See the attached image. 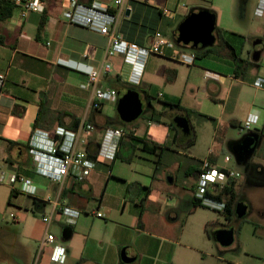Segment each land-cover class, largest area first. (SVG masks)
I'll use <instances>...</instances> for the list:
<instances>
[{
	"label": "crops",
	"instance_id": "0c3cea01",
	"mask_svg": "<svg viewBox=\"0 0 264 264\" xmlns=\"http://www.w3.org/2000/svg\"><path fill=\"white\" fill-rule=\"evenodd\" d=\"M40 1L43 7L38 13L20 19L15 9L7 22L0 23V72L5 76L0 88V163L36 188L30 197L0 185V264H34L48 234L55 241L43 246L37 264H58L51 261L53 246L64 249L62 264H126L122 256L135 257L129 264H179L182 250L189 248L181 244L183 229L178 221L181 214L201 208L194 206L201 162L207 159L215 169L235 171L231 160H224L223 147L232 142L225 136L229 126L240 130L249 116L258 118L254 132L259 134V144L264 140V87L253 85L264 78V59L252 61L253 49L264 46V15H255L258 0H124L116 11L112 0H77L84 6L94 4L114 12L115 34L141 48L149 46L156 32L174 42L177 27L190 13L208 11L239 58L257 64L255 68L234 63L221 46L196 58L192 66L154 55L133 66L122 56L105 59V37L63 19L70 0ZM163 10L174 15L169 18ZM105 62L111 68L109 73L102 72L99 86L115 90L118 99L127 90H136L147 111L143 119L140 116L126 127L117 126V102L92 110V93L85 88L82 71L101 70ZM177 102L180 111L165 106ZM197 115L213 123V130L210 127L207 134L197 131L190 119ZM176 116L187 119L189 135L175 127L172 120ZM75 123L94 127L85 144L90 150L106 129L123 128L134 135L124 137L115 160L99 163L83 183L68 180L57 186L36 176L27 153L33 131L75 130ZM190 136L194 143L187 147ZM203 140L206 154L192 156L182 172L183 179H189V196L184 190L183 195L167 191L165 186L173 178L167 181L160 174L164 153L179 156V149L194 151ZM137 150L156 157L153 165L131 161ZM117 160L125 164L119 165ZM238 182H228L224 189L234 185L236 192ZM20 197L30 201L23 202V207L15 204ZM56 199L60 206L53 210L51 202ZM220 200L227 203L226 196ZM64 205L80 213L74 222L60 214ZM96 213L102 217L97 218ZM42 216L51 217L49 225L42 222ZM58 228L61 234L66 228L71 230L67 241L57 238ZM221 228L206 222L203 232L211 241L212 233Z\"/></svg>",
	"mask_w": 264,
	"mask_h": 264
},
{
	"label": "built area",
	"instance_id": "2783aa9c",
	"mask_svg": "<svg viewBox=\"0 0 264 264\" xmlns=\"http://www.w3.org/2000/svg\"><path fill=\"white\" fill-rule=\"evenodd\" d=\"M114 10H119L124 0H112ZM19 18L24 19L28 13H38L43 7L40 0H14ZM163 15L172 17L173 12L163 10ZM255 15H264V0H258ZM63 19L71 26L84 28L91 32L105 37L108 41L105 50V59L122 56L125 62L132 66L144 63L146 58L151 55L158 57H168L172 61L192 66L196 61L194 52H183L175 42L167 39L161 33L156 32L147 48H141L134 43H128L115 34L116 15L111 10L97 5L84 6L77 0H70L68 9L63 13ZM264 59V51L261 53ZM111 66L105 62L101 70L87 69L82 71L86 76L85 88L92 93V110H99L106 103H115L118 94L113 89L101 88L100 78L103 73H109ZM5 80L4 74L0 72V88ZM131 81H134L131 79ZM137 83V81H136ZM253 85L261 89L264 87V78H258ZM258 118L249 116L242 124L241 132H252L256 129ZM94 131L90 124L82 123L75 130H67L57 127L52 133L42 130H34L28 143L27 153L30 156L34 174L42 179L49 181L57 186L64 185L68 180L73 183H83L93 173L97 165L102 162L111 163L115 160L120 141L126 136L134 133L120 129L104 130L99 143L93 149H86L85 144ZM89 154L94 159L89 158ZM212 154V151H209ZM225 162L230 161L229 156L224 157ZM239 178L238 173L229 169H215L210 162L205 159L200 164L197 178V188L194 199L200 206L210 208L212 211L223 212L226 208L224 200H216L228 182H233ZM0 185H6L15 192L33 197L36 188L26 177L4 168L0 163ZM48 202H51L48 200ZM53 210L60 206L59 200L51 202ZM55 212V211H54ZM60 214L70 222H74L80 213L67 206H62ZM97 218L102 215L96 213ZM41 220L45 224H50V216H42ZM55 238L47 235L46 239L40 244L34 264H37L38 257L44 245H52ZM51 261L62 264L65 261L64 249L60 246H53Z\"/></svg>",
	"mask_w": 264,
	"mask_h": 264
},
{
	"label": "rangeland",
	"instance_id": "374dc122",
	"mask_svg": "<svg viewBox=\"0 0 264 264\" xmlns=\"http://www.w3.org/2000/svg\"><path fill=\"white\" fill-rule=\"evenodd\" d=\"M259 21L256 20L255 22ZM178 48L186 53L193 52L189 49ZM218 49V44H216L214 50ZM261 63L264 66V61ZM143 109L144 113L139 120L143 119L147 112L145 106ZM190 119L192 126L199 132L202 130L203 133L207 134L210 127L211 130H213V123L203 120V118L198 115ZM247 134H250V132H240L238 128L232 129L229 126L226 136H224L227 140L237 142ZM206 150L207 147L203 140L194 151L187 147H183L179 149V156L166 152L164 153L160 174L165 180L167 179V181L173 178V183L165 186L167 191L179 195H183L185 191V196H189V191L187 190L189 189V179H183V169L187 165L189 159H192V156H204ZM223 150L226 155L230 157L231 166L239 175L238 184H240V187L237 188V196L249 202L252 213H249L241 220H236L235 218L226 220L224 213L214 212L210 208L201 206V208H198L194 213L181 214L178 221V227L182 225L183 229L181 244L182 246H187L189 250H182L183 256L179 258V264H264V217H261L259 213L256 212L264 210V183L257 186H252L250 184V169L256 164H260L264 168V140H262L254 154L250 156L243 165L236 164L234 157L227 150V147H223ZM131 159V161L136 164L148 165V161H150L151 165H153L152 160L155 161L156 157L137 150ZM116 163L119 165L122 163L125 164L122 160H117ZM222 163L223 154L220 156V165H223ZM178 165H180V169H178L179 167L177 168ZM25 201L30 200L20 197L15 204L23 207V202ZM22 212L26 211L22 210ZM28 213H32V210ZM206 222H210V225L219 226L220 228H234V242L229 250L222 248L221 251L220 248L215 245L213 238L211 240L212 242L207 239L206 234L203 232ZM60 236L61 231L58 228L57 238L60 239Z\"/></svg>",
	"mask_w": 264,
	"mask_h": 264
},
{
	"label": "water",
	"instance_id": "95a60500",
	"mask_svg": "<svg viewBox=\"0 0 264 264\" xmlns=\"http://www.w3.org/2000/svg\"><path fill=\"white\" fill-rule=\"evenodd\" d=\"M215 18L208 11H199L190 13L177 27L174 42L176 46L192 51L212 48L216 42L214 34ZM264 46L255 47L252 53V61L258 62ZM116 114L123 124H131L136 121L143 113L142 102L139 93L134 89H129L121 96L116 103ZM173 124L181 131L183 135L190 134L189 124L186 118L176 116L173 118ZM259 134L250 132L243 136L237 142L228 144L227 149L232 154L237 165H243L246 160L254 154L259 145ZM246 206L242 203L237 205L236 216L241 219L245 216ZM71 230L66 228L62 231L61 239L67 241L70 238ZM215 243L221 247H228L234 241V232L232 229H219L212 233ZM135 260V257L122 256V261L129 264Z\"/></svg>",
	"mask_w": 264,
	"mask_h": 264
},
{
	"label": "trees",
	"instance_id": "16d2710c",
	"mask_svg": "<svg viewBox=\"0 0 264 264\" xmlns=\"http://www.w3.org/2000/svg\"><path fill=\"white\" fill-rule=\"evenodd\" d=\"M16 7L14 4V0H0V23H5L7 22L12 16L13 13L15 11ZM214 34L216 36V43L218 44V46H221L224 50L227 51L228 56L231 60H233L234 63L239 62L245 65V67H249V68H255L257 67V64H253V63H248L246 61H243L239 58V56L235 53V50L233 49V47L231 46V44L229 43V41H227L224 38V34L225 31L215 27L214 28ZM231 36L237 37V38H241L243 39V37L236 35L234 33H229ZM174 40V39H173ZM3 43V37L0 34V44ZM214 48H207L204 50H199V51H194L195 52V56L196 58H204L205 56L209 55L212 51H214ZM132 89V88H131ZM165 106L171 110H178L180 111L181 109L179 108V104L178 102L176 104H169V103H165ZM185 114H188L189 112L184 111ZM118 120V119H116ZM117 122V126H123L126 127L127 125L122 124L119 120L116 121ZM75 128L77 127V123H75ZM169 127L174 129V125L172 123L169 124ZM187 142V147L192 146V144L194 143V138L193 136H190L188 139H186ZM145 145H143V150H145ZM151 152L154 154L155 149L152 148ZM89 158L94 159V156H92L91 154H89ZM222 196H226L227 197V203H226V210H225V219L229 220L230 218H232L234 216L235 213L234 212V203L236 201V193H235V189H234V185H231L230 187H226L223 192L218 195L217 197H215L217 200H220ZM200 206L199 203L194 200V206Z\"/></svg>",
	"mask_w": 264,
	"mask_h": 264
},
{
	"label": "flooded vegetation",
	"instance_id": "af4514ba",
	"mask_svg": "<svg viewBox=\"0 0 264 264\" xmlns=\"http://www.w3.org/2000/svg\"><path fill=\"white\" fill-rule=\"evenodd\" d=\"M252 132H254V131H252ZM250 181H251L250 184L252 186L253 185L257 186V185H261V184L264 183V168L261 165L256 164L250 169ZM235 193H236V201L234 203V212L233 213H236L237 205L242 203L244 206H246V212H245L246 214H245V216L243 218H241V219H244L249 213H252V208H251V206H250L248 201H246L245 199L239 198L237 196V191ZM256 212L259 213V215L261 217H264V210H259V211H256ZM232 218H235L236 220H241V219L237 218L236 214H234V216ZM224 229H232L233 232H234V228L233 227L232 228L231 227H227V228H224ZM231 245L228 246V247H220V250L222 248H225V250H229Z\"/></svg>",
	"mask_w": 264,
	"mask_h": 264
}]
</instances>
